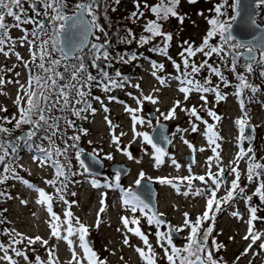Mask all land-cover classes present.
I'll return each instance as SVG.
<instances>
[{
	"label": "snow or ice",
	"instance_id": "obj_1",
	"mask_svg": "<svg viewBox=\"0 0 264 264\" xmlns=\"http://www.w3.org/2000/svg\"><path fill=\"white\" fill-rule=\"evenodd\" d=\"M115 3H119V0H114ZM191 3H196L197 0H189ZM180 0H160L156 5H149L144 3L143 7L147 11H150L155 19L148 21L144 25V32L148 35H141L138 39L135 34L130 30H126L127 34L121 38L122 43H132L133 40L139 46L150 44L156 37H162L163 46H153L150 51H155L160 55H163L171 60V57L167 56L168 45L173 39V35L170 32L163 31V23L167 22L169 18H176L177 21L183 25L186 16L178 13L177 6ZM225 4H228V0H224ZM258 4H264V0H258ZM101 6V0H78L73 6L71 14H68V5L66 0H30L29 7L34 15L29 16L28 10L24 6V0H0V53L5 57L10 53L16 55L17 60L22 61L24 67L29 71V78L26 84H21L17 92L14 104L17 107L18 116L14 115L10 119L3 117L0 122V165L3 166V172L10 174L11 178L21 181L27 188L32 189L38 193V199L36 203L46 206L47 212L50 214L48 221L50 228V236L66 242L68 248L72 252V260L69 264H107L104 259H101L97 253L89 246L86 236L89 233V228L86 224L82 223L79 218L74 217L70 210L71 203L65 199V190L68 183L71 181V177L77 175H83L89 173L90 166L82 158L84 150L78 147L80 141V134H77V125L75 120L68 119L66 113L72 116L79 117L81 119H87L83 113L91 112L95 114L96 109L92 107L91 103L87 99L90 95L88 91L94 84L102 87L105 92L111 91L113 88H122L126 84H130V81L126 77H123L120 71L115 72L113 78L107 71L101 70L96 61H111L113 59L118 60L121 63H130L138 58L137 54L133 53L128 58H125L123 54L118 57H112L108 51L109 41L105 39L104 42L92 43L89 37L95 36L97 41L100 40L99 36H96V32H100L107 36L105 28L98 22L99 16L97 11ZM233 9L234 15L227 16L226 12L222 11L223 4L215 7L216 17L208 19V24L211 26L207 31L203 42L198 47H193L192 44L184 41L187 47H183L179 53L181 57V64H177L172 61L174 68L177 71L175 77H170L179 82V91L184 94L185 100H187L191 93L196 92L200 94V99L207 104V93H213L217 102L226 99V94L220 90L221 84L227 88L230 85V81L225 77L219 66L209 64L208 59L203 60L199 65L192 60L198 53L202 54L206 58H211L213 55L220 58L223 62L227 57L231 56L232 63L230 70L236 73L238 61L241 57L245 59V69L247 72H251L254 63L264 64V30H261V36L258 39L254 37L253 42H243L234 35V24L238 18L243 20L246 13V9L242 3V0H233L232 4L228 5ZM105 7V19H107ZM42 8L43 12L39 9ZM137 11L131 14L130 19L134 22L144 16V11L140 10V0L136 3ZM43 16V19H37V17ZM6 17H11L15 23L9 24L6 22ZM222 17H226L222 19ZM90 18V19H89ZM254 23V22H253ZM32 25V29L29 32L24 29L25 35L20 38V44L27 43L31 55V64L39 70L33 72L29 66L28 61H24L18 53L14 52L16 42L9 35L12 28H21L22 25ZM31 37V39H29ZM219 38V43L211 44L210 41ZM7 48V50H5ZM88 48L92 56V67L98 69L99 78L92 75L88 71V66L85 63V57L83 55L84 49ZM243 49L244 51H240ZM260 52V59L258 60L255 53ZM54 54H59V59L54 58ZM75 60L73 64H68L66 61ZM37 61H39L37 63ZM64 62V63H62ZM63 67L64 71H59L60 67ZM152 75L158 82L165 86L167 80L157 73L164 70L163 64L152 62ZM207 69L211 76H216L219 79V83L213 85L210 76H206L203 81L196 79V76L201 70ZM17 76L19 73L16 74ZM264 75V73H261ZM239 83L236 86L235 95L242 96L245 90H249L252 93L258 91V86L248 82L247 78L240 73H236ZM5 84L3 77H0V86ZM137 89L140 88L139 84L131 85ZM154 91H158L155 89ZM2 94V93H0ZM99 100V97H96ZM115 97H109V100H113ZM138 105L142 103V100L150 101L153 104L158 103V98L153 95L143 96L136 98ZM80 107H77V106ZM180 101H176L172 108L169 109L167 114L161 113L164 120L175 118L176 108L180 107ZM203 107V105H201ZM240 107L244 109V100H240ZM140 109H132L125 107V111L131 113V119L133 121L134 136L141 138L142 143L150 145L154 153L155 165L158 167L164 161L163 157L167 155L164 148L160 147L157 142L154 141V137L147 132L136 131L135 126L137 124L144 125L147 123L152 126L151 120H145L137 116L135 113ZM194 117L195 120L191 121V131L197 132L198 125L195 121H201L207 127L204 135L207 137L209 145H215L212 148L214 152L220 147L217 140L220 139L218 133L214 130V125L208 124L207 121L198 114L195 106L190 109H181ZM0 111H7L6 108H0ZM108 109L105 107V112ZM59 113V115H57ZM208 115L214 119L219 120L216 113L211 110L208 111ZM13 121L14 124H13ZM105 121L110 128H113L112 122L105 116ZM12 124V128L4 126V124ZM239 126L238 141L245 139H251V137L245 136V128L248 125V118L245 113L244 116L236 121ZM27 126V130L24 127ZM68 129H73V134L68 135ZM20 131L19 136H15L12 139L13 132ZM178 131H187L178 129ZM78 132L86 135V129H78ZM125 135L121 132L119 136L113 131L111 134V140L113 144H120V136ZM163 140L171 143L170 139L161 133ZM39 141V143L37 142ZM46 142V145L45 143ZM187 143V141H185ZM34 149L40 155L34 159L39 162L40 166H51L54 169V178L46 180L45 183L52 186L55 189V197L52 194L46 193L44 189L36 187L27 179H22L15 170V155L22 147ZM189 147H193L189 145ZM124 152L129 159H133L130 152L124 149H118ZM202 150V149H201ZM70 152L74 154V159L77 161L78 168L73 171L72 157ZM93 157V163H100L98 154L94 150L89 154ZM108 160H112L113 156L108 154L105 157ZM219 153H217V160H219ZM246 160L247 162V181L251 184H255L256 187L251 195L246 194V186L240 184V172L238 169L239 161ZM172 164L179 168V165L173 159ZM231 166L228 174L233 175V179L229 183L225 177V169L221 164H217V171L213 173L211 171V163H209V171L205 175H194L191 173V167H189V175L185 177H160L157 178L159 183L171 185L177 192L180 193L181 185H184L188 190L182 194L188 196L190 194L197 196H206V206L202 215L198 216L194 221L190 219L189 213H183L182 226L175 227L173 231L179 233L185 228L189 229V234L186 237L187 243L182 247H177L173 244L172 236L168 232L156 233L157 241L161 249L164 252V258L168 264H223V260L220 257H216L215 253L224 248L223 244H218L215 239L212 240V246H209V237L214 231V222L216 214L222 210L224 204H229L235 201L237 198L243 199L248 204L249 219L246 221L248 224L247 233L244 236L245 240H250L248 248L244 250L241 255H247L248 251L253 245L257 244V241H261L264 237V232H258L255 229V222L257 220L264 221V217L258 216L257 213L260 210L259 206H253L251 201L253 197H257L261 205H264V164L259 163L254 158V153L251 147L245 150L243 147L237 153L234 161L231 162ZM120 175L118 171L115 173V184H104V187L112 189L113 187L120 189ZM9 179V175H0V183H3ZM145 179L143 172L139 173V177L135 180L136 185H140L141 181ZM177 181L179 183H177ZM193 181H199L204 187H196ZM91 184L93 187H100V182L97 179H92ZM222 185H226V194L223 197L217 198V192ZM122 192V204L130 213H136L139 211L142 213L148 224L159 226L163 221L158 219L163 213L154 212L147 203L132 188L121 189ZM5 195L4 192H0V197ZM75 196V193H71ZM102 194V197L105 196ZM11 198V197H9ZM58 199L68 206L67 210L63 213V219L53 211V200ZM21 203L27 204V201L22 200ZM101 207L97 213V221L95 227H99L101 214L105 212V201L101 199ZM147 210V211H145ZM151 213V214H149ZM233 217L241 218L239 212H233ZM205 222L208 223L207 227H204ZM3 223V220H0ZM121 223L123 228L127 232L139 237L145 247H136L135 251L144 264H157V253L153 249V246L149 243L148 236L144 234L140 227L139 218L128 216L121 217ZM136 225V227H129V225ZM119 231V229H118ZM10 237L7 244L0 243V251L3 255L0 256V260L6 261L7 264H16L12 255H9V251L14 253L17 257H22L27 264H32L29 259V255L22 248L15 247V245H22L25 243L31 251H35V248H31L32 245L39 243L41 246L46 247L49 244L48 240L43 239L40 236L28 237L16 232L15 229L5 230ZM73 237L78 240V245ZM229 239H232L231 237ZM123 243L129 244V239L125 236ZM78 246L82 250V254H78L75 250V246ZM260 249H264V242L259 244ZM48 260L42 261L39 256L35 257V264H59L55 255V248H49ZM123 259V258H121ZM240 257H237L239 260Z\"/></svg>",
	"mask_w": 264,
	"mask_h": 264
},
{
	"label": "rangeland",
	"instance_id": "obj_2",
	"mask_svg": "<svg viewBox=\"0 0 264 264\" xmlns=\"http://www.w3.org/2000/svg\"><path fill=\"white\" fill-rule=\"evenodd\" d=\"M110 1L114 4V8L117 9V13L123 14V16L126 15L127 19L125 20V24H128L134 29L137 39L139 38V30L144 32V25L148 21L155 19L150 11L144 9V3L156 5L160 2V0H140V10L144 11V16L134 22L130 17L134 11H137V0H119L118 4L115 3L114 0ZM232 3L233 0H228V4H225L224 0H197L196 3H191L189 0H180L176 10L180 15L186 16L183 25H181L176 18L171 17L167 22H162L163 31L170 32L173 35V39L169 43L167 49V56L171 57V60L155 51H150L154 45L157 47L163 46L164 42L162 37H156L150 44H145L143 46H139L136 41L133 40L132 44L129 46L132 53L124 56L128 58L131 54L135 53L138 58L130 63H122L125 66H128V64L134 65L132 68H134L136 72L133 74L134 79L128 80L130 84H127L126 89H119V95L113 100H109V97H114V92H105L101 89L98 91L99 100L96 99L90 102L92 107L95 105L96 111L94 115L91 112L83 113L82 115H86L87 119H81L71 115L70 119L75 120L77 125V134L81 136L78 142L79 147L84 151L95 150L99 156L108 162V165L115 161H119L126 162L132 167V175L122 180L123 182L120 184L124 189L132 188L136 185L135 180L139 177L140 172L145 174V178L158 183L159 181L157 178L160 177L175 178L188 176L190 174L189 165L185 159V155L189 152H194L197 156V166L195 169L191 167L192 174L205 175L209 171V163L212 165L211 171L215 173L218 170L216 165L221 164L225 169V177L229 183L234 178L233 175L228 174L230 167L233 166L231 162L235 160L242 145L245 146L246 150L251 147L255 160L264 164V98L261 96L264 94L262 92V90H264V75H261V73H264V64L254 63L252 71L247 72L243 57L238 61L236 73L243 74L251 84L253 83L256 84V86L257 84L261 86V88L258 87L256 93H253V98L248 99L243 110L240 107L241 98L235 95L236 87H233V84H237L239 81L237 80L236 73L230 70L232 63L231 56L227 57L223 62L215 55L210 59L204 57L200 53L192 57V60L198 65L203 60L208 59L209 64L220 67L225 77L230 81L229 87L225 88L222 84L220 86L222 93L226 94L227 102H217L208 94L207 104H204L200 97L198 98L197 93L190 94L189 98L185 100L182 93L178 90L180 87L179 82L170 78L177 75L172 61L181 64V69H183L179 53L182 51L183 47H187L184 41L192 44L193 47L200 46L207 31L211 27L208 24V19L216 17L215 7L223 4L224 7L222 11L226 12L227 16H231L235 14L233 9L228 6ZM261 8L263 11L257 16V20L260 24H263L264 5H262ZM224 18L226 17H222V19ZM7 22L12 24L15 21L8 20ZM98 22L101 23V20L99 19ZM32 27L33 26L30 24L22 25L21 28H12L9 32V35L16 42L14 52L23 57L24 61H28L29 65L31 64L29 46L27 43L21 46L20 38L25 35L24 29L30 32ZM95 35L99 36L100 40L97 41L95 36H93L92 43H100L106 39L104 34L100 32H96ZM29 39H31V37H29ZM210 43H219V38L217 37L211 40ZM5 50H7V48ZM240 51L242 50L240 49ZM83 55L86 65H92V56L89 49L83 52ZM111 56L113 57V55ZM54 58L59 59V54H54ZM153 58L157 59V61H153ZM75 62L74 60L66 63L73 64ZM152 62L164 65V70L158 72L157 75L167 80L165 86H162L151 74L153 71ZM113 68L120 71L124 77L123 72L118 67L108 64L107 69ZM107 69L104 71H107ZM59 71H64L62 66L59 68ZM89 72H94L99 78V72L95 70V67L90 69ZM17 73L23 76L22 83H14L12 77L17 76ZM108 73L115 76L110 73V71ZM206 76H210L213 85L219 83L218 77L211 76L207 69L201 70L196 76V79L202 82ZM0 77H3L5 80V84L0 86V93H2L0 94V108L7 109L6 112L0 111L1 122L3 117H8L10 119L14 115L18 116L14 101L20 85L26 84L29 78V72L24 67L22 61L17 60L16 55L10 53L9 56L5 57L0 53ZM134 84H139L140 88L137 89L132 87L131 85ZM155 89H158V91H154ZM148 95L157 97L159 102L153 104L150 101L142 100V103L138 105L136 98L142 99L143 96ZM89 97L90 99H94V96ZM176 101H180L181 106L176 108L175 118L164 120L161 113L167 114ZM201 105H203V107H201ZM193 106L196 107L198 114L203 120L207 121L208 124L214 125V130L220 137V139L217 140L220 147L216 149V152L212 150L215 145L210 146L207 137L204 135L207 127L204 123L195 121L198 125V131H191V121H194L195 118L181 109H190ZM77 107L80 106L78 105ZM105 107L108 109L107 112H105ZM125 107L132 109L139 108L140 110L135 114L145 120H151L152 122L151 127L147 123L144 125L137 124L135 126L136 131L147 132L150 135L158 121L171 124V135L174 137L175 144L166 152L167 155L163 157L164 162L160 166L157 167L155 165L154 153L151 146L143 144L141 138L134 136L133 121L131 119L132 114L126 112ZM149 110L156 113L155 119L149 117ZM209 110L216 113L219 120L209 116ZM202 111L206 113L203 116L200 113ZM245 113L248 122L254 123L258 130L255 145L249 143L247 139L243 141L237 140L239 126L236 124V121L244 116ZM105 116L112 122L113 128L109 127L108 123L105 121ZM14 122L15 121H13V123ZM81 128L87 130L86 135L78 132V129ZM178 129L187 131H178ZM73 131V129H69L68 135H72ZM113 131L117 136H119L121 132L125 133V135L120 136L119 145L113 144L111 140ZM185 141H187V143H185ZM189 145L193 147L190 148ZM118 149H124L130 152L133 159H129L124 152ZM217 153H219V160H217ZM108 154L113 156L112 160L105 158ZM18 156H20L19 159L21 160H16L14 167L22 179H27L38 187L39 185H45L46 180L54 178L53 167L40 166L39 162L34 159L37 154H35L33 149L23 146ZM70 156L72 157L73 171H76L78 168L77 161L74 159L73 153L70 152ZM173 159L179 165V168L172 164ZM238 169L240 172V184L241 186H246V194L251 195L256 185L247 181L246 160L239 161ZM0 175H9V179L4 181L3 184L8 183L9 185L10 182V186L12 187L11 198H9L7 207L2 211V213H6L7 223L10 225L4 224V226H0V230L2 231L0 234V243L7 244L9 242L10 237L5 232L6 229H15L16 232L28 237L40 236L49 241L46 247L37 243L31 246V248H35V251H31L26 241L22 245H15V247L25 250L32 264H35L36 256H39L42 261H47V249L49 248H55V255L59 264H69L72 260V252L68 248L66 242L50 236L48 223L50 214L47 212L46 206L36 203L38 193L27 188L21 181L11 178L10 174L4 173L3 168L0 171ZM114 177L115 175H113L112 171L108 168L103 174V180L99 181L101 186L97 188L92 186V178L87 173L77 175L75 178H78V180H76L75 184H72L70 186L71 188L67 189L64 193L65 199L70 203L75 201V203L71 204L70 208L73 216L79 218V220L89 228L88 236L94 243V247L91 248L101 259H104L107 264H117V262L120 264H144V261L141 260L138 253L135 251L136 247H145L142 240L132 233L127 232L121 223L122 216H128L130 219L132 217H137L140 220L138 226L141 231L148 236L149 243L157 253V264H168L156 236L158 231L165 232V230L155 224H148L146 217L139 211L134 214L130 213L126 207L123 206L121 199L122 194L118 192L117 188L113 187L109 189L104 187L106 181L115 184ZM120 182L121 181H119V183ZM158 188L159 208L170 218L176 227L182 226L184 219L183 213H189L190 219L194 221L198 216L202 215L205 210L206 196L193 195L191 194V190H189L190 194L188 196H184L182 193L188 189L182 186L180 187L181 194H177L176 190L171 185H158ZM225 188L226 185L221 186L220 190L217 192V198L223 197L226 194ZM71 193H75V196L71 195ZM105 193L106 195L102 197V194ZM51 194L55 197L53 191H51ZM102 198L105 201L106 210L101 214L100 224L97 228L95 224L97 221V213L101 207L100 202ZM22 200L27 201V204L21 203ZM54 204L58 206V209H56L57 211L54 212L63 219V213L67 210L68 206L55 198L53 200V205ZM251 204L253 206L258 205L260 210L257 215L264 217V205L260 204L257 197H253ZM233 212H239L241 218L238 219L233 217ZM248 219V204L240 198H237L229 204H224L222 210L216 214L213 237L218 244H223L225 247L220 249L219 252H216L215 256L222 258L223 264H264V249L259 248V244L264 242V237H262L261 241H257L256 245L252 246L247 255H241L251 243L250 240L244 239L247 233L248 224L246 221ZM208 223L210 222H205L204 227H207ZM129 227H136V225L130 224ZM255 229L258 232H264V221L257 220L255 222ZM183 231L186 232L185 236L187 237L189 229L185 228ZM125 236L129 239L128 245L123 243ZM230 237L232 239H229ZM73 239L76 241V245H78V240H76L75 237H73ZM173 244L175 246L177 245L175 242H173ZM76 245H74L76 252L82 254V250ZM2 255L3 252L0 251V256ZM9 255L13 256L16 264H27L22 257L15 256L11 251H9ZM237 257H240V259L237 260ZM0 264H7V262L0 260Z\"/></svg>",
	"mask_w": 264,
	"mask_h": 264
},
{
	"label": "water",
	"instance_id": "obj_3",
	"mask_svg": "<svg viewBox=\"0 0 264 264\" xmlns=\"http://www.w3.org/2000/svg\"><path fill=\"white\" fill-rule=\"evenodd\" d=\"M242 3L246 9V13L244 15L243 20L239 19L234 24V35L243 42H253V38H257V42L259 37L261 36V30H264V25L259 24L256 21V16L259 12V5L258 0H242ZM254 22V23H253ZM91 40V37H89ZM256 57H258V51L255 53ZM104 61L100 60L98 62L99 68L102 67ZM169 125L166 124H159L154 129L152 136L154 137V141L158 143V145L165 150L168 148L169 143L161 137V133L163 132L169 138L168 135ZM246 132L249 137H252V128L249 126L246 129ZM91 154V153H90ZM85 156V162L90 166V172L93 173H100L103 168V162L100 160V163H93V157L89 155ZM113 170L119 171L122 173V176L126 175L130 169L126 168L122 165H114L112 167ZM137 195L141 197L147 203L154 212L156 211V191L154 186L151 182L146 180L141 181V184L134 190Z\"/></svg>",
	"mask_w": 264,
	"mask_h": 264
},
{
	"label": "trees",
	"instance_id": "obj_4",
	"mask_svg": "<svg viewBox=\"0 0 264 264\" xmlns=\"http://www.w3.org/2000/svg\"><path fill=\"white\" fill-rule=\"evenodd\" d=\"M263 11V10H262ZM264 21V20H263ZM114 26V25H113ZM112 25H110L109 27L110 28H105V31L107 33V36H106V39L107 41H109V45H108V51L110 53H113V57H118L119 54L121 53V51H123L122 49L125 47L123 45V43L121 42V39L119 38L118 36V28H114ZM120 31V30H119ZM105 41V39L103 40V42ZM119 64V62H118ZM122 65V64H120ZM117 70L116 69H113L110 71V73H112L113 75H115V72ZM131 76V72H127L126 73V77H130ZM113 78H116L115 76H113ZM250 83V82H249ZM261 88V86H259ZM98 88H102V87H99V86H96L95 84L88 90L90 92V94H92L93 91H95L96 89ZM263 88V87H262ZM244 92L246 93H250L251 91L249 90H245ZM57 115H59V113H57ZM4 126L6 127H9V128H12V126L9 124H4ZM27 129V126L24 127V130ZM20 131H15L13 132V136L12 137H9V139L15 137V136H18L20 133ZM19 133V134H18ZM18 134V135H17ZM39 143V141H37ZM45 145H46V142H44ZM212 236L209 237V246L211 247L212 246Z\"/></svg>",
	"mask_w": 264,
	"mask_h": 264
},
{
	"label": "flooded vegetation",
	"instance_id": "obj_5",
	"mask_svg": "<svg viewBox=\"0 0 264 264\" xmlns=\"http://www.w3.org/2000/svg\"><path fill=\"white\" fill-rule=\"evenodd\" d=\"M77 2L78 0H66V3L68 5V14H71V10ZM29 4H30V0H24V6L28 10V15L31 16L32 14L34 15V13H32ZM105 4H107V9H106L107 17L112 16L113 11H110L109 9H111L114 6V4L110 0H101V6L97 11V15L99 16V18H105V7H104ZM39 10L42 12L41 8ZM40 18H43V16L37 17V19Z\"/></svg>",
	"mask_w": 264,
	"mask_h": 264
},
{
	"label": "bare ground",
	"instance_id": "obj_6",
	"mask_svg": "<svg viewBox=\"0 0 264 264\" xmlns=\"http://www.w3.org/2000/svg\"><path fill=\"white\" fill-rule=\"evenodd\" d=\"M167 152V151H166ZM122 178V173H121V175H120V179ZM150 207V206H149ZM151 208V207H150ZM145 211H147V210H145Z\"/></svg>",
	"mask_w": 264,
	"mask_h": 264
}]
</instances>
